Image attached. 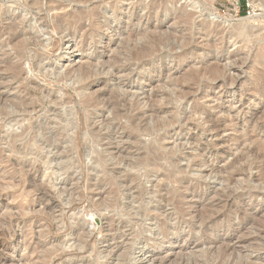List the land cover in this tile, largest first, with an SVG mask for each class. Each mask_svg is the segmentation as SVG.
Instances as JSON below:
<instances>
[{
  "label": "rangeland",
  "instance_id": "1",
  "mask_svg": "<svg viewBox=\"0 0 264 264\" xmlns=\"http://www.w3.org/2000/svg\"><path fill=\"white\" fill-rule=\"evenodd\" d=\"M37 1L0 0V106L11 113H0V264H121L118 256L134 240L126 264H264V237L257 234L264 229V182L255 179L256 167L248 171L250 188L260 190L251 196L243 182L238 188L224 183L220 171L250 141L264 139V125L257 129L264 124V9L238 0L234 16L235 0L213 1L220 16L248 17L241 33L207 19L204 4L210 0ZM75 10L85 12L84 30L63 26L52 32L61 16ZM11 22L31 31L24 48L3 35ZM90 26L97 31L87 36ZM145 30L155 36L133 35ZM55 38L56 49L50 46ZM160 38L141 66H111L116 55L124 61L126 48ZM18 60L21 78L11 77L6 63ZM87 62L100 74L82 91L96 103L85 107L75 78L65 73ZM22 97L35 102L30 114L12 110ZM114 102L120 110L131 104L129 113L143 115L134 123L146 128L135 133L125 109L114 118ZM76 103L88 122L80 145L74 141L80 128ZM67 122L60 131H67L64 139L54 143ZM26 125L51 144L39 140L28 153H17L24 140L11 144L9 137ZM34 151L52 165L70 161L65 172H55L51 187L38 173L33 181L26 175L40 164ZM216 190L243 195L227 208L216 206L232 210L231 217L208 218ZM142 204L152 210L150 217H140ZM203 213L208 216L202 221ZM227 240L236 250L223 257L219 249Z\"/></svg>",
  "mask_w": 264,
  "mask_h": 264
},
{
  "label": "bare ground",
  "instance_id": "2",
  "mask_svg": "<svg viewBox=\"0 0 264 264\" xmlns=\"http://www.w3.org/2000/svg\"><path fill=\"white\" fill-rule=\"evenodd\" d=\"M32 1H34V2H36L37 0H32ZM73 1V0H72ZM176 2H181V3H184V2H186L187 0H175ZM213 1H215V0H210V3H206V4H204L205 5V7H204V9H205V11L207 12V19L208 20H214V21H220L221 20V22H223V23H226L227 25H230V26H232V27H236L235 29L236 30H238V31H240L241 33L245 30V28L247 27V29H248V23H247V18L246 17H244V18H240V19H237V18H235L234 16H231V15H225V16H220V15H218V13L216 12V10H215V7H214V5H213ZM236 1V0H235ZM249 1V3H250V5L251 6H261L263 9H264V4L263 3H261L260 1L258 2V0H248ZM78 2L80 3V2H83V0H78ZM36 3H38V1L36 2ZM32 4V3H31ZM34 5V4H33ZM36 5V4H35ZM236 9H237V7H236ZM77 10V9H76ZM74 11L72 14H71V11H70V14H68V15H70V16H68V17H66L67 16V14H66V18H64V17H62L61 16V19L59 18V16H56V17H58V19H60V20H57V21H59V22H56V21H54V20H56V19H54L53 21L54 22H56V23H54L52 26V28H51V30H52V32L54 31V29L55 30H59V28H61V27H63V26H67L70 30L72 29V33H75L76 31L78 32V31H82V30H84V28H85V25H84V23L82 22V20H85V19H83L84 18V14H85V12H83V11ZM79 10V9H78ZM89 13V12H88ZM92 14V13H91ZM255 14V13H254ZM253 14V15H254ZM61 15V14H60ZM252 15V16H253ZM87 16V15H86ZM256 16V15H255ZM90 17V16H89ZM62 18H64V19H62ZM253 18V17H252ZM254 18H256V17H254ZM23 20V19H22ZM234 20H236V23H234L233 21ZM52 21V22H53ZM94 22V21H93ZM22 23V21L20 20V22H19V24H21ZM51 24V23H50ZM49 24V25H50ZM15 26L17 27V25L16 24H14V23H10V25H9V29L11 30V31H13V32H6L5 30L6 29H3V35H6V39L7 40H9L10 42L9 43H14V42H12V41H14L15 40V44H14V46H18L19 48H24V47H21L22 45H24V41H25V38L26 39H28L29 37H28V35L27 34H31L30 32L31 31H27V30H25V29H21V30H16L15 29ZM92 26H90V28H89V30L87 31V36H89V35H92L93 33L94 34H96L95 32L97 31V30H95V29H93V27L91 28ZM67 29V28H66ZM15 30V31H14ZM57 30V31H58ZM2 31V30H1ZM60 31V30H59ZM138 34H145V35H147V37H149V36H155V33H152V32H149V31H147V30H145V31H141V32H137V33H135V34H133V35H138ZM26 35H27V37H26ZM20 38H24V39H22V40H19ZM31 38V37H30ZM29 38V39H30ZM152 38H154V37H152ZM16 39H17V41L19 40L20 42H17L16 41ZM156 39V38H155ZM23 43H22V42ZM163 42V39H158V40H153V39H148V41L146 42V43H144V44H142V45H140V46H138V47H133V48H130V49H128V48H126V52H125V55H124V61H121V59H119L120 57H118V55H116L113 59H112V62H111V66H113L114 68H115V70H121V69H123V68H125L126 67V63H129V62H133V63H139L140 64V66L145 62V61H147L146 60V58H150L152 55H154L153 54V46H158V44L159 43H162ZM39 43H41V42H39ZM12 45V44H11ZM26 45V44H25ZM13 46V47H14ZM31 46V45H30ZM40 46H42V45H40ZM51 47H54L55 49L56 48H58L59 47V40H57L56 38L54 39V41L51 43V45H50ZM17 47V48H18ZM50 47V48H51ZM15 48V47H14ZM40 48V47H39ZM17 50V49H16ZM54 50V49H53ZM22 51V50H21ZM49 51V50H48ZM51 51V50H50ZM19 52V51H18ZM21 53V52H20ZM17 54V53H16ZM18 56V55H17ZM21 56V55H20ZM19 56V57H20ZM24 58H25V55L23 56ZM160 58V57H159ZM21 59V58H20ZM9 61V60H8ZM7 61V63H6V66H5V69L10 73V76L12 77V76H14L15 78L17 77H20L19 75H21V72H22V65H21V63H20V61L18 60V61H16V62H13V63H9ZM140 66H139V68H140ZM94 68V64H92V62H87L86 63V65H83L82 67H80L79 69H77V70H73V71H69L68 73H65V76H72L73 75V77L75 78V82H77V84H78V90H79V92H81L82 93V91L84 90V87H85V85H86V83H88L90 80H93L95 77H97L98 76V74H100V72H97L96 70H94L93 69ZM6 70H4V71H6ZM23 73V72H22ZM21 78V77H20ZM19 78V79H20ZM93 93V92H92ZM82 94H84V97L80 100V105L81 106H84L85 105V107L86 106H90L91 104H96V103H92L93 102V95L90 93V95H92L93 97V99L91 98V97H89V93L87 94V93H82ZM1 96V95H0ZM3 96V95H2ZM81 96H83V95H81ZM19 97H21V96H19ZM24 98H25V96H23ZM22 97V99L20 100V99H18L15 103H14V108H12V110L13 109H16V110H21L23 113H27V114H30L31 112H32V110L34 111L35 110V108L34 109H32L33 108V106H34V103L35 102H33V100H31V101H25L26 99H24ZM29 98H31V97H29ZM28 98V99H29ZM81 98V97H80ZM97 98V97H96ZM99 98V97H98ZM113 98V97H112ZM114 98L115 99H118L119 100V98H123L122 96L120 97H117V95L115 96L114 95ZM15 99H17V98H15ZM27 99V100H28ZM56 99V98H55ZM59 99V98H58ZM66 99V98H65ZM65 99H63V100H65ZM30 100V99H29ZM62 100V99H61ZM110 100V99H109ZM108 100V101H109ZM121 100V99H120ZM119 100V101H120ZM126 100V102H128L127 101V99H124V101ZM151 100V99H150ZM59 101V100H58ZM55 101H53V103H54ZM64 102V101H63ZM65 102H70L69 101V99L67 98V101L65 100ZM97 102V101H96ZM99 102V101H98ZM111 102V101H110ZM116 102V101H115ZM115 102L112 104V106L111 107H113L114 109H115V111H114V109L112 110L111 108H109L111 111H114V118L115 117H118L119 115H121V113H123V111L124 112H126L125 114L127 115V113L129 114L128 116V118H130L131 120H132V122H131V120L129 119V122L131 123V125H132V123L133 124H135L134 123V121L136 120V117L138 118V119H140V122H142L143 121V119H142V116L143 115H140V114H137V115H134V114H131V113H129V112H131V110H134V108H131L132 106H131V104H127L126 102H125V104H127V105H124V106H127L126 108L123 106L122 107V109H125V110H123V111H121L120 109H118V107H115V105L117 106V104H115ZM118 102V101H117ZM57 103H59V102H57ZM56 103V104H57ZM61 103V102H60ZM109 103V102H108ZM107 103V104H108ZM119 103V102H118ZM104 104V103H103ZM80 105H78L77 106V103H76V109H77V114L79 115V121H80V128L79 129H77L76 130V132H75V143H77L78 145H80V143L82 142V140H83V138L84 137H82V130L84 129V130H86V124H88V122H87V119H86V117H85V115H83L82 114V112L80 111ZM109 105H110V103H109ZM137 105V104H136ZM12 106V107H13ZM92 106V105H91ZM97 106V108H98V104L96 105ZM104 106V105H103ZM105 106H106V104H105ZM2 109L4 108L3 106H0ZM22 107V109H19V108H21ZM36 107V106H35ZM95 107V106H94ZM110 107V106H109ZM136 107V106H135ZM151 107H153V106H151ZM102 108H105V107H102ZM108 108V107H107ZM2 109H0V113L1 114H3V115H5V116H9L11 113H7V111H6V109L4 110H2ZM32 109V110H31ZM16 110H15V113H16ZM161 110V108H155V109H152L151 108V111L152 112H159ZM71 111V110H70ZM54 116L55 117H59L60 118V114H58L55 110H54ZM12 114H14L13 113V111H12ZM122 115H124V113L122 114ZM11 116V115H10ZM254 116H255V114H249V118H254ZM63 117V116H62ZM134 120V121H133ZM57 123V122H56ZM63 123V122H62ZM137 124H135L136 125V127H134L135 125H132L133 127H134V130H135V133H136V131H140L142 128L144 129V128H146V127H144L145 126V124L143 123V125L141 126L140 125V123L138 124V122H136ZM221 124V123H220ZM58 125H60V124H56V126H58ZM69 125H70V123H65L64 125H60V127H59V129L60 130H58L57 132V134L56 135H58V137H56V136H54V137H56V139L54 140V139H52V141H54V143H56L57 141H58V143H61L62 142V140L64 139V134L67 132H65L64 134L63 133H60V131H62L63 132V130L64 129H67L68 127H69ZM109 125V124H108ZM137 125H139V126H137ZM263 123H259L258 125H257V129H261V128H263ZM27 126V125H26ZM73 126V125H72ZM71 126V127H72ZM212 126H213V128H219L220 127V125L219 124H217V123H213L212 124ZM37 127H35V130H37L36 129ZM70 129V128H69ZM234 129V128H233ZM255 129V128H254ZM22 130V129H21ZM35 130H34V127H33V125H30V126H27V127H25V128H23V130H22V132L20 133V134H16V135H10V137H9V142L11 143V144H15V142L16 141H18V140H24V148H16V152L17 153H22V152H25L26 151V153H28L27 152V146L28 145H32V143H36L37 141H39L40 140V138H38L39 136L37 135V133H39V132H35ZM253 130V129H252ZM31 131V133H30V135L28 136V137H26L27 136V132L29 133ZM39 131V130H38ZM251 131V130H250ZM249 131V132H250ZM256 131V130H255ZM258 131V130H257ZM254 132V131H253ZM26 133V136L24 137V134ZM54 133H56V132H54ZM95 133V132H94ZM93 133V130H89V135L91 136V138H92V136L94 137V136H96L95 134ZM133 133H134V131H133ZM128 135H129V137L130 136H132V131H131V133H128ZM135 135V134H134ZM133 135V136H134ZM256 135H257V133H256ZM243 136V135H242ZM245 136H247L246 134H245ZM258 136V135H257ZM68 137V136H67ZM99 137V136H98ZM128 137V136H127ZM244 137V136H243ZM252 137V136H251ZM53 138V137H52ZM71 138V137H70ZM86 138V137H85ZM90 138V139H91ZM95 138V137H94ZM96 138H97V136H96ZM248 138V137H247ZM68 140H69V138H67ZM93 139V138H92ZM243 139V138H242ZM252 139V138H251ZM255 139V138H254ZM95 140V139H94ZM262 140V139H261ZM264 140V139H263ZM263 140L262 141H257V139L255 140V142L256 143H254V141H250V144H251V146L249 147V146H247L245 143V145L247 146V147H245V149H243V150H241V152L239 153V154H237L236 156H234L229 162H228V164L226 165L225 164V166L220 170L221 172H224L226 175L223 177V180L222 181H224V183H227V184H232V183H234L235 185H237L238 184V186H237V188L238 187H241V185L239 184V183H245V186L244 187H248V190L247 191H249V193H250V195L251 196H255V194H256V196L257 195H259L257 192L258 191H260L259 189H256L255 187H253L252 189L250 188V186H249V180H250V178H249V173H248V171L249 170H251L252 168H254V167H256L257 168V170H258V174H257V176H255L256 178V180L257 181H259L260 183H261V185H262V183L264 182V142H263ZM73 141V142H74ZM245 141V140H244ZM65 142V141H64ZM66 142H67V140H66ZM242 142V141H241ZM40 143H42V144H45V143H47V144H51V142L49 141V139H47V140H40ZM74 143V144H75ZM240 143V142H239ZM243 145V144H242ZM42 146V145H41ZM244 146V145H243ZM242 146V147H243ZM29 147V146H28ZM49 147V146H48ZM71 147V146H70ZM25 150V151H24ZM35 150V149H34ZM31 149H30V153H31ZM64 153H66V152H63V151H61L60 152V155H63ZM34 155H35V157H36V159H37V161H39L40 162V164L36 167V168H34L33 166H32V168L30 169V170H27L26 171V175L29 177V178H32L30 181H33V179H34V176L36 175V173H38L42 178H44L45 179V182L48 184H50V186L49 187H51L52 185V179L54 178L53 177V175L55 174V172H57V171H66L67 169H68V167H69V165H70V161H61V162H59V163H55V164H53L52 165V163H51V161H48L47 160V158H48V156H46V155H43V153H42V151L40 152V151H34V153H33ZM45 154V153H44ZM33 155V156H34ZM65 155V154H64ZM101 158H102V156H101ZM100 161H101V159H100ZM102 162H103V158H102ZM105 162V161H104ZM259 162V163H258ZM194 163V162H193ZM205 164V162H203L202 160H200L199 159V164ZM136 164H138V163H136ZM256 164H259V166L257 165L256 166ZM155 165H157V163L155 162ZM159 169H162V168H159ZM252 171V170H251ZM169 173V176H173V180L175 181V182H177V183H182V178H176L171 172H168ZM236 176H241L242 178L239 180V179H235V177ZM254 177V176H253ZM252 177V178H253ZM48 184V185H49ZM41 188V187H40ZM39 188V189H40ZM261 188V187H260ZM44 189V188H43ZM43 189H41L40 191L42 192L43 191ZM257 190V191H256ZM214 193H215V195H214V197L212 198V201L213 202H211L210 204H213V203H215V204H213V205H211V208H212V210H210V215H209V217L208 218H211L210 220H213L212 219V217H214V215H215V217H218V216H221V217H227V218H229V217H231V215L233 214L232 213V210H223L224 209V207H229V205L230 204H232V203H235V202H237L238 201V199L239 198H241V196H243V195H241V193L239 194V193H235V191L234 190H228L227 192H225V191H223V190H221V191H214ZM181 194V193H180ZM246 194V193H245ZM247 195H248V193H247ZM180 198V197H179ZM182 199V198H181ZM183 200V199H182ZM181 201V200H180ZM113 203V202H112ZM115 203V202H114ZM181 203V202H180ZM147 204V203H146ZM146 204H142V210H141V212L139 213L140 214V217L142 218V217H145V216H149V214L152 212V210H149L148 208H147V205ZM175 204V203H174ZM219 205H221L220 206V208H223V209H216ZM176 206V205H175ZM217 206V207H216ZM213 207H214V209H213ZM205 210V209H204ZM208 210V209H207ZM204 212V211H203ZM153 213V212H152ZM155 213V212H154ZM208 213V212H207ZM202 214V213H201ZM205 213H203V215H199L200 217V219L203 221V217L204 216H206V215H204ZM157 215V214H156ZM154 216V215H153ZM160 216V215H159ZM208 216V215H207ZM150 217V216H149ZM156 217H158V215L156 216ZM141 218H138V219H141ZM207 218V219H208ZM201 221V222H202ZM162 224H163V222H162ZM160 226V225H159ZM158 226V227H159ZM162 226V225H161ZM164 226V225H163ZM165 227V226H164ZM160 228V227H159ZM244 227H242V228H240V229H243ZM162 230H163V228H162ZM165 231H163V233H164ZM259 236H262V237H264V229L263 230H260L258 233H257ZM37 244H40V242L39 241H37L36 242ZM136 242H135V240L134 241H132L128 246H127V248L118 256V258L122 261V263L121 264H126L127 263V261H128V259H129V254H130V251L133 249V246H134V244H135ZM138 244V243H137ZM136 244V245H137ZM139 247V246H138ZM220 247V246H219ZM229 250H231V251H233V250H236V247H235V244H232V242H231V240H227L226 242H225V244H221V250L219 249V255H221V256H223L224 257V255L225 254H227V251H229ZM207 252V251H206ZM217 253V254H218ZM234 253V252H233ZM230 255H231V253H230ZM202 256V258L204 257V254L203 255H201ZM220 256V257H221ZM226 256V255H225ZM222 258V257H221ZM197 263V262H196ZM246 264H248V263H246ZM249 264H256V263H249Z\"/></svg>",
  "mask_w": 264,
  "mask_h": 264
},
{
  "label": "built area",
  "instance_id": "3",
  "mask_svg": "<svg viewBox=\"0 0 264 264\" xmlns=\"http://www.w3.org/2000/svg\"><path fill=\"white\" fill-rule=\"evenodd\" d=\"M236 7H237V9H236ZM234 11H235V15L234 16H237V15H239V2H238V0H236V2H235V8H234Z\"/></svg>",
  "mask_w": 264,
  "mask_h": 264
},
{
  "label": "trees",
  "instance_id": "4",
  "mask_svg": "<svg viewBox=\"0 0 264 264\" xmlns=\"http://www.w3.org/2000/svg\"><path fill=\"white\" fill-rule=\"evenodd\" d=\"M241 1L243 2L244 0H241ZM242 13H244V11Z\"/></svg>",
  "mask_w": 264,
  "mask_h": 264
}]
</instances>
